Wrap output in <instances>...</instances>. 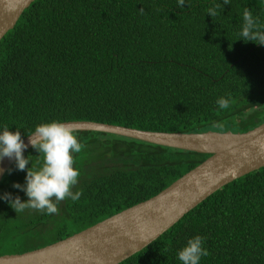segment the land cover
<instances>
[{
    "label": "trees",
    "instance_id": "obj_1",
    "mask_svg": "<svg viewBox=\"0 0 264 264\" xmlns=\"http://www.w3.org/2000/svg\"><path fill=\"white\" fill-rule=\"evenodd\" d=\"M32 0L0 39V132L53 120L94 121L148 131L244 132L264 121V45L240 38L264 0ZM220 5L218 15L206 14ZM229 98L230 107L216 101ZM222 123L223 129L213 127ZM76 201L58 213H16L5 193L26 170L14 160L0 178V255L23 253L78 232L153 196L208 154L100 131H77ZM37 167L42 157L24 150ZM27 167H31V163ZM11 169V172H9ZM199 264H264V166L215 190L149 244L117 264H182L195 236Z\"/></svg>",
    "mask_w": 264,
    "mask_h": 264
},
{
    "label": "water",
    "instance_id": "obj_2",
    "mask_svg": "<svg viewBox=\"0 0 264 264\" xmlns=\"http://www.w3.org/2000/svg\"><path fill=\"white\" fill-rule=\"evenodd\" d=\"M31 1L0 0V39ZM63 123L77 131L107 132L208 156L153 196L40 248L0 255V264H117L153 241L215 190L264 166V121L244 132L190 133L94 121ZM22 139L29 148V136ZM13 160H0V178Z\"/></svg>",
    "mask_w": 264,
    "mask_h": 264
},
{
    "label": "clouds",
    "instance_id": "obj_3",
    "mask_svg": "<svg viewBox=\"0 0 264 264\" xmlns=\"http://www.w3.org/2000/svg\"><path fill=\"white\" fill-rule=\"evenodd\" d=\"M185 0H178V6L183 8ZM224 4H229L224 0ZM220 5H215L207 9L206 14L212 18L219 13ZM242 25L239 33L244 42H254L264 45V25H261L258 18L254 17L250 8H244L242 13ZM220 109L230 107V99L220 97L216 101ZM213 127L223 129L222 123L213 124ZM77 129L71 124L58 120L38 124L29 136V144L42 157V163L37 167L32 163L31 155L25 157L24 149L28 147L21 137V131H10L7 126L0 132V160L7 157L14 159L17 170H26L25 185L14 184L13 187L23 190L28 199L22 202L19 196L12 198L10 193H5L2 197L8 200L10 207L16 213L23 211L26 207L39 211H46L47 214L58 213L56 202L71 198L76 201L82 195L77 191H71L72 186L77 183L80 176L73 154L81 153L84 145L79 142L76 135ZM31 163V167H27ZM11 172V169H9ZM203 238L199 235L190 238L187 244L178 252V258L182 264H199L202 256L209 253L203 247Z\"/></svg>",
    "mask_w": 264,
    "mask_h": 264
}]
</instances>
